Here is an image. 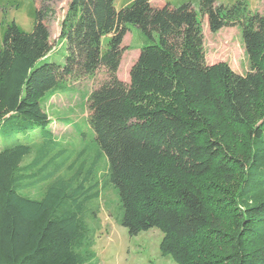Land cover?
Returning <instances> with one entry per match:
<instances>
[{
	"label": "trees",
	"instance_id": "trees-1",
	"mask_svg": "<svg viewBox=\"0 0 264 264\" xmlns=\"http://www.w3.org/2000/svg\"><path fill=\"white\" fill-rule=\"evenodd\" d=\"M216 2L200 0V13L212 31L242 26L251 61L245 74L224 60L207 62L191 2L155 7L132 0L118 9L115 0H69L63 65L46 60L52 43L43 12L35 11L31 31L7 23L0 137L38 123L43 139L0 148V264H92L83 214L98 191L87 192L81 168L55 176L65 162L57 164L59 142L41 99L60 77L95 74L101 66L108 77L90 93L89 121L129 233L159 228L161 252L178 264H264V197L257 198L264 194V15L243 0ZM128 23L149 42L124 80L117 73ZM42 183V197L27 193Z\"/></svg>",
	"mask_w": 264,
	"mask_h": 264
},
{
	"label": "rangeland",
	"instance_id": "rangeland-1",
	"mask_svg": "<svg viewBox=\"0 0 264 264\" xmlns=\"http://www.w3.org/2000/svg\"><path fill=\"white\" fill-rule=\"evenodd\" d=\"M132 0H115L118 9ZM155 7L166 2L180 5L191 2L198 11L204 32V49L209 63L224 60L232 70L245 74L251 69L250 57L246 51L242 26L239 23L225 25L217 31L209 27L208 19L200 13V0H150ZM240 0H217L216 3L233 5ZM253 12L264 15V0H243ZM69 6V0H0V41L7 23L15 20L25 31H31L35 23V11L45 14V21L51 32L52 50L47 61L61 65L66 59V43L62 36L61 25ZM123 39L122 55L118 76L130 80V67L139 55L141 46L149 42L142 29L128 23ZM109 36L103 38V47H107ZM42 61V60H41ZM108 77L104 66L95 74H68L60 77L58 84L49 89L41 99L44 110L51 122L47 128L52 130L59 142L57 164L65 163L55 176L71 177L81 168V176H87V192L98 191L85 203L83 219L93 237L92 264H178L172 255H164L160 249L163 232L156 227L142 230L131 235L122 224L123 207L116 187L106 181L108 170L107 154L101 149L93 127L89 121V96L91 91ZM70 121V122H69ZM13 135V136H12ZM19 139L23 142H41L42 125L36 123L26 131L13 132L4 140L0 137V148ZM2 140V141H1ZM35 151L30 153L25 163L33 160ZM48 183L32 187L27 193L42 197ZM263 198L264 194L257 195ZM253 200V199H251Z\"/></svg>",
	"mask_w": 264,
	"mask_h": 264
},
{
	"label": "crops",
	"instance_id": "crops-1",
	"mask_svg": "<svg viewBox=\"0 0 264 264\" xmlns=\"http://www.w3.org/2000/svg\"><path fill=\"white\" fill-rule=\"evenodd\" d=\"M124 80H126V79H124Z\"/></svg>",
	"mask_w": 264,
	"mask_h": 264
}]
</instances>
